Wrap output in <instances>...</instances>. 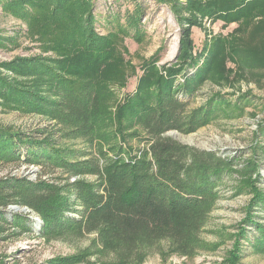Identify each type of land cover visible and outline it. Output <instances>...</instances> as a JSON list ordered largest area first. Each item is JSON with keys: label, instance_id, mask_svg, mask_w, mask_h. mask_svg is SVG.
Here are the masks:
<instances>
[{"label": "trees", "instance_id": "16d2710c", "mask_svg": "<svg viewBox=\"0 0 264 264\" xmlns=\"http://www.w3.org/2000/svg\"><path fill=\"white\" fill-rule=\"evenodd\" d=\"M96 1L0 0L3 11L26 19L34 34L65 55L63 60L28 57L0 64L25 77H36L20 82L0 74L3 105L5 102L21 112H43L68 128L72 138L82 139L92 148L78 152L55 148L49 140H39L37 131H10L0 126V163L20 160L18 147L23 145L25 161H45L67 174L62 186L27 177H1L0 205L16 202L36 212L43 221V235L94 233L102 251L112 253L117 264H128L141 261L146 251L161 241H167L175 253L192 254L219 197V183L235 172L247 180L245 188L251 193L242 223L254 226L251 247L264 253V223L250 214L258 209L264 212V191L257 185L261 164L253 156L264 151V122L257 127L263 141L252 145L253 155L238 169L233 168L232 158L164 136L169 130L187 134L206 125L216 115L213 103L230 105L223 94H215L207 99L209 106L190 109L178 97L179 93L192 96L209 78L222 45L214 42L211 55L200 64L202 56L193 53V41L182 42L180 62L156 75L147 64L134 91L126 94L111 114L108 79L121 74L116 68L117 33L107 37L95 33ZM170 3L172 9L178 4ZM206 11L224 21L245 23L226 54L264 90V0H211ZM134 12L138 17L141 7ZM40 75L46 76L45 83H40ZM178 76L183 81H178ZM123 119L142 133V137L139 132L127 135L146 141L137 152L124 140L122 129L130 126L124 128ZM120 136L122 141L117 140ZM87 175L94 180L82 178ZM70 177L75 179L70 181ZM77 203L80 209L74 207ZM14 221L22 225L25 219L16 215ZM239 228V236L244 237L245 227Z\"/></svg>", "mask_w": 264, "mask_h": 264}, {"label": "rangeland", "instance_id": "374dc122", "mask_svg": "<svg viewBox=\"0 0 264 264\" xmlns=\"http://www.w3.org/2000/svg\"><path fill=\"white\" fill-rule=\"evenodd\" d=\"M170 1L178 2L175 10ZM210 4L211 0H97L93 29L99 37H107L114 31L117 33L116 68L121 74L119 78L108 79L111 114L115 113L117 104L126 94L134 91L137 77L142 69L146 71L147 64H150L152 74L165 73L166 69L180 62L182 42L187 40L193 41V53H201L202 57L197 61L204 64L212 53L214 42L221 44V51L211 64L209 78L192 96L179 93L178 97L186 101L190 109L209 106L206 101L215 94H223L230 105L213 103L211 106H214L216 115L206 125L187 134L169 130L164 136L232 158L233 168L238 169L245 159L253 155L252 145L263 141L257 135L260 133L257 127L264 122V90L251 82L244 69L238 68L234 59L226 54L233 36L245 23L222 20L217 14L206 11ZM137 6L141 7V12L135 17ZM133 19L135 23H132ZM28 27L26 19L3 11L0 6V42L4 43L0 44V64H7L16 58L60 60L65 56L52 50ZM0 74L20 82L36 78L34 75L25 77L1 66ZM39 79L40 83H45L46 76L40 75ZM178 81H183V78L178 76ZM2 101L0 97L1 127L18 132L37 131L35 134L39 140H49L55 148L77 152L92 150L82 139L68 135V128L47 114L40 111L21 112L5 102L3 105ZM121 123L124 128L130 126L122 129L124 140L137 152L146 144L145 139L130 137L127 133L139 132L142 137L140 129L137 125L131 126L132 123L126 119ZM108 129L113 130V126ZM121 138L117 140L122 141ZM18 150L20 160L0 163V178L27 177L32 181L45 180L63 185L67 174L61 169L45 161L29 163L24 160L26 146L21 145ZM253 156H257L261 164V179L257 185L264 191V151H257ZM82 178L94 180L89 175ZM74 179L70 177V181ZM245 185L247 180H242L239 173L224 176L218 186L219 197L199 233L200 245L192 254L175 253L167 241H161L149 248L141 261L128 264H264V253L251 247L250 241L256 236L254 226L242 223L246 216V204L251 198ZM74 207L80 209L78 203ZM0 212V264H117L112 253L101 250L94 233L80 237L43 235V221L38 214L16 202L0 205ZM250 212L264 223L262 210ZM16 215L24 217L22 225L15 223ZM70 215L77 217L79 213L71 212ZM240 226L245 227L244 237L239 236Z\"/></svg>", "mask_w": 264, "mask_h": 264}, {"label": "bare ground", "instance_id": "6f19581e", "mask_svg": "<svg viewBox=\"0 0 264 264\" xmlns=\"http://www.w3.org/2000/svg\"><path fill=\"white\" fill-rule=\"evenodd\" d=\"M182 140H186L185 137H180Z\"/></svg>", "mask_w": 264, "mask_h": 264}]
</instances>
